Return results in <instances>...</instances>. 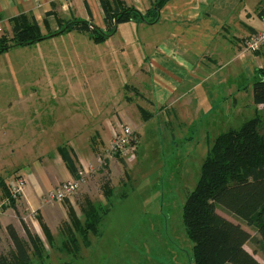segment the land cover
Listing matches in <instances>:
<instances>
[{"label":"crops","instance_id":"crops-1","mask_svg":"<svg viewBox=\"0 0 264 264\" xmlns=\"http://www.w3.org/2000/svg\"><path fill=\"white\" fill-rule=\"evenodd\" d=\"M103 1L110 15L133 8L145 17V21L117 25L105 42L95 43L90 37L97 48L107 50L78 53L83 65L103 73L112 69V84L55 83L45 88L51 91L47 97L41 98L36 92L34 99L23 93L24 86H18L21 96L0 101V183L8 185L15 177L26 182L15 207H4L6 193L0 186V236L6 237V227L13 225L25 237L22 222L40 238L44 234L42 224L52 234L61 231L62 223L68 224L71 201L44 202L49 192L74 179L59 149H72L78 168L87 169L97 147L91 138L99 139L102 146L110 144L119 131L116 114L107 118L93 107V89L108 90L107 96L120 106L123 99L129 101L128 106L139 99L146 106L160 107L167 122L171 109L175 114L177 108L185 119L196 115L209 122L208 129L222 133L248 121L257 71L264 69V61L252 59L251 53L244 51V43L264 31L261 0H239L232 11L227 10L230 0H169L158 14L153 9L159 0H0V38L13 36L14 21L20 16L33 18L44 37L77 22L108 33ZM236 7L239 13H235ZM132 28L140 33L128 34ZM257 55L264 57V52ZM12 71L11 67L0 68V85L7 87L6 75ZM243 76L252 82L243 84L239 81ZM128 88L136 92L132 98L131 93L125 95ZM256 107V113L264 110V106ZM129 110L124 106L118 112L126 114L128 123L135 114L131 116ZM140 112L144 119L152 117L144 108ZM76 115L78 122H74ZM134 128L139 139V129Z\"/></svg>","mask_w":264,"mask_h":264},{"label":"rangeland","instance_id":"rangeland-1","mask_svg":"<svg viewBox=\"0 0 264 264\" xmlns=\"http://www.w3.org/2000/svg\"><path fill=\"white\" fill-rule=\"evenodd\" d=\"M238 1L230 0L227 10H234ZM239 9L235 13H239ZM127 33L137 35L140 31L132 28ZM96 49L107 50L97 48L88 34L74 32L71 36L54 37L49 41L9 50L0 57V68L11 67L14 71L13 74L6 75L7 87L6 84L0 85V101L21 96L22 91L19 94L17 92L18 86H24L26 90L23 93L34 99L36 92L41 98L47 97L51 91L45 88L55 83L101 84L108 81L112 84L115 78L112 69L106 68L104 73L100 69L94 70L95 68L83 65L82 59L78 57L80 52ZM249 53L252 59L264 61L263 56ZM239 81L243 84L252 82L244 76ZM14 84L16 87H12ZM124 91L125 95L131 93V98L136 95L133 89ZM107 94L108 90H91V103L107 118L111 116L113 119L116 114L120 124L129 120L124 113L118 115L120 108H132L129 114H135L129 123L138 127L140 134L139 139L135 134L136 141L139 140L137 157L132 162L113 157L100 164L98 159L105 157L110 144L102 143L101 146L99 139L91 138L90 142L93 141L95 147L97 145L93 163L87 169L79 168L85 175L84 181L77 193L63 202H72L68 204L75 210V221L73 218L71 221L68 215L69 225L62 223L61 231L51 233V239L45 233L42 234L45 255L42 263L195 264L194 244L189 239L184 224V206L197 186L208 152L222 131L208 129L206 125L209 122L206 123L196 115H187L188 119H185L178 108L175 114L171 109L170 122H167L160 107L146 106L139 99L136 102L133 100L134 105L131 106H128V100L123 99L120 106ZM140 108L146 109L152 117L144 119ZM256 108L254 104L250 106L247 120L257 115L264 118V110L256 113ZM77 119L80 120L76 115L74 122H78ZM12 134L17 135L15 132ZM109 189L113 191L110 197ZM20 199L13 203L14 207ZM92 208L102 216L107 210L108 212L97 227L98 233L88 234L90 246L87 247L83 230L74 234L71 225L77 226L78 220L82 228L88 227L91 224L89 211ZM218 212L233 222H239L221 209ZM243 226L252 237H258L253 229L245 224ZM75 236L77 242L72 248L76 251H72L77 253L68 254L62 244ZM10 247L6 237L0 236V251H8ZM246 249L251 254L255 253V258L264 264V254L256 251L259 248L255 243L247 244ZM47 256L49 258L46 259ZM34 260L38 262L37 259Z\"/></svg>","mask_w":264,"mask_h":264},{"label":"trees","instance_id":"trees-1","mask_svg":"<svg viewBox=\"0 0 264 264\" xmlns=\"http://www.w3.org/2000/svg\"><path fill=\"white\" fill-rule=\"evenodd\" d=\"M168 1L159 0L153 11L158 14ZM103 8L106 23L109 25L108 33H103L89 23L77 22L68 24L55 35L44 37L33 18L20 16L14 21L13 36L0 38V55L14 48L33 45L74 31L88 34L95 43H102L114 33L117 25L145 21V17L133 8L113 15H110L104 1ZM253 100L256 106H264V69L257 71ZM59 151L73 177L78 179L80 170L72 149L61 147ZM0 186L6 193V199L10 201L4 207H14L13 203L16 201L11 200L9 186L2 181ZM112 193L109 189L108 196ZM67 209L71 221H75L74 208L68 205ZM219 209L239 222L225 218L219 214ZM89 212L91 224L87 225L88 227L82 228L78 220L76 221L79 227L78 224L71 225L74 234L83 230L87 247L90 246L88 234L98 233L97 227L108 210L103 216L94 208ZM183 218L188 237L194 244L195 264H261L255 258L256 254H251L246 249L247 244L253 242L259 248L256 251L264 254V121L259 116L248 120L238 129H231L217 137L202 165L197 186L185 203ZM243 224L253 229L258 237H252ZM22 225L25 237L21 236L13 225L6 227V239L11 247L8 251H0V264H43L45 255L42 239L31 232L23 222ZM42 228L45 235L51 239L48 227L42 224ZM76 242L75 236L65 241L62 248L68 254H75L77 252L72 251V245L75 246Z\"/></svg>","mask_w":264,"mask_h":264},{"label":"built area","instance_id":"built-area-1","mask_svg":"<svg viewBox=\"0 0 264 264\" xmlns=\"http://www.w3.org/2000/svg\"><path fill=\"white\" fill-rule=\"evenodd\" d=\"M261 10L262 22L264 24V0H261ZM244 49L247 52L257 54L264 52V31L257 32L247 39L244 43ZM135 134V128L130 123H119V131L113 134L109 151L103 159H98L100 164L102 161L104 163V160L113 157H119L130 162L135 161L138 151ZM84 176V173L80 172L78 179L74 178L61 184L45 196L44 202L46 204L63 203L65 200L71 198L80 189V186L84 181ZM8 186L10 189L11 200L18 201L25 192L26 182L23 177H15L9 182ZM7 202L9 203L10 201L7 200Z\"/></svg>","mask_w":264,"mask_h":264}]
</instances>
